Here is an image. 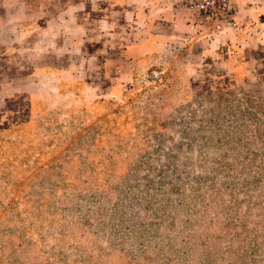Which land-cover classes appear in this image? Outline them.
Here are the masks:
<instances>
[{
  "label": "rangeland",
  "instance_id": "374dc122",
  "mask_svg": "<svg viewBox=\"0 0 264 264\" xmlns=\"http://www.w3.org/2000/svg\"><path fill=\"white\" fill-rule=\"evenodd\" d=\"M224 41L5 102L0 264H264V67L213 88Z\"/></svg>",
  "mask_w": 264,
  "mask_h": 264
},
{
  "label": "crops",
  "instance_id": "0c3cea01",
  "mask_svg": "<svg viewBox=\"0 0 264 264\" xmlns=\"http://www.w3.org/2000/svg\"><path fill=\"white\" fill-rule=\"evenodd\" d=\"M232 1L235 27L206 64L213 88L264 67V0ZM185 30L174 0H0V109L43 85L147 68Z\"/></svg>",
  "mask_w": 264,
  "mask_h": 264
},
{
  "label": "built area",
  "instance_id": "2783aa9c",
  "mask_svg": "<svg viewBox=\"0 0 264 264\" xmlns=\"http://www.w3.org/2000/svg\"><path fill=\"white\" fill-rule=\"evenodd\" d=\"M192 35L216 36L235 27L236 7L232 0H174Z\"/></svg>",
  "mask_w": 264,
  "mask_h": 264
},
{
  "label": "trees",
  "instance_id": "16d2710c",
  "mask_svg": "<svg viewBox=\"0 0 264 264\" xmlns=\"http://www.w3.org/2000/svg\"><path fill=\"white\" fill-rule=\"evenodd\" d=\"M3 170H5V168H3ZM3 170L1 172H5ZM19 181L20 180H17V179L14 181V179L11 178L10 173H8L7 171L5 172V176L0 177V202L3 201L6 197H8L11 194L10 191H13V188L17 185ZM18 203H19L18 200H16L13 203V206L17 205ZM26 209H27L26 211H29L30 206L28 205ZM3 243L4 245H0V248H2L3 246L4 247L8 246V248L11 251L10 252L11 254H14L16 252L15 250L19 248L18 243L12 241L9 238L5 239Z\"/></svg>",
  "mask_w": 264,
  "mask_h": 264
}]
</instances>
